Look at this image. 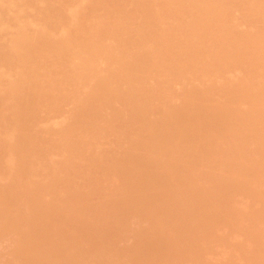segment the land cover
Returning a JSON list of instances; mask_svg holds the SVG:
<instances>
[{"label":"bare ground","instance_id":"bare-ground-1","mask_svg":"<svg viewBox=\"0 0 264 264\" xmlns=\"http://www.w3.org/2000/svg\"><path fill=\"white\" fill-rule=\"evenodd\" d=\"M64 1H66L64 2L66 5L63 3L66 7L69 6V4H72V2L68 3L70 2V0L69 1L64 0ZM73 1H76V2H73L74 5L73 4L70 5L71 6L70 8H66L63 5L67 9L66 11L65 8L61 7L62 5L61 3L63 2L62 0H0V147L3 148L2 150L6 149V151L3 154L7 153V155L5 156L8 157V158H3L4 156L1 155L2 153H0V160H1L0 168L3 166L1 164L2 162L4 164V161H5L4 166L5 165L7 166L6 169H8L9 167H12L15 161L22 159V155H24L23 156L24 158L26 153L29 154L34 151L31 148V146H34L35 144H32V143H35L37 141L36 145L37 143L43 144V142L45 143L46 141L45 138L49 139V141L46 142V145H47L46 147H48L49 145H52L51 143L54 142L55 140V139L53 140V137L57 138L54 142L55 144H57V146H55L53 143V146L51 147L52 149L53 147L54 148L56 147L57 149H62V151L64 152V155L75 152V149L78 147V145L80 146L79 141L80 143L82 141L81 143L82 146L80 148L84 152L83 160L93 161V166H92L93 169L91 168L90 172L87 174L89 184L87 183L88 186L86 185V187H92V188H87L89 191L90 189L97 190L99 188H102V186L100 185L101 184L100 179L103 176L102 173L106 175L105 176L106 178L103 177L105 181L109 179V174H110L108 172L109 169L104 165L105 160L102 161L103 158L105 159L107 154L105 153L106 151L104 153L103 152L101 153L102 150L100 151L96 147V145H93V144H94V141L97 143L96 140L99 139V137H103L105 132H107L106 131L107 128H105L106 127L105 122H108V121L110 122V119H111V121L113 120L112 121L113 127L115 126L117 127V129L121 127L120 122L117 123L116 120H114V118L118 119L117 121H120L119 119H121L118 116L119 108H117L118 110H115V111L114 109H116L117 107L116 103H119L120 102L119 100L123 99L124 96L127 93H129L128 91H126L127 93L125 94V92L122 91V90L124 91L128 90L127 87L125 89L124 85L128 86L127 85L128 83L129 84L134 83L135 85L136 84L140 85L141 82H144V83L146 82L147 84H149L148 78L149 79L151 78L146 73L148 72L147 71L148 65H150L149 64L150 62L147 63V61H149L150 59L149 60L146 59L147 61L144 60L145 62L143 63L145 64H142L140 65V67H138L139 66L138 64L141 61L135 63L136 62L135 60H137L135 59L136 54L130 51V49L134 47L135 42H137V41L134 42L136 38L135 35L139 34L140 32H143L144 30L150 31L151 36H149V39L147 40L146 43L145 42L143 43L145 46L149 45V48L153 50V52L151 50L153 55H151L152 57L150 58L152 59L154 57L155 60H158V63H159L158 69H156V72L158 71L159 72L156 74V72L154 71L155 73H153V75H155L159 79L157 80V78H155V76L153 75H152L153 79H151V80L155 79L154 80L155 83L156 82L159 83L158 84L159 91H162L164 87L165 88L167 87L166 79L167 80L171 79V77L174 78L175 75L176 77L180 76L179 77L180 80L181 79L185 80L188 74L187 73L188 68L193 69V71L196 72L197 76H199L200 78L198 80L199 82L201 78L205 79L206 78L205 75H208L211 72L214 73L219 70H222L221 74H223L225 73L224 72L225 70H227V72L229 70L233 71L234 68H231V67H233L234 65H232L233 63L231 59L236 58V56L239 57L241 61L240 67L242 68L241 69L242 71H239L238 74H240V72H243L242 73L243 75H239V77L242 76L240 77V80L238 79L239 77L236 76L237 77L235 78L236 82H233L234 85L232 86H235L234 88L235 93H233L232 98H230L227 102L226 101L224 102L218 99L211 100V101L210 99H208L207 102L210 101L211 103H213L212 105L214 107L212 106V108L214 109L221 108V109H225V111L228 110L229 108L232 109L233 108L232 106L237 104L235 105L234 110L241 115L243 124L245 126L251 127L249 128L248 133H251L252 136H254L253 138L254 140H262V142L259 144V146L257 147L254 153H251L249 149H245V147L243 149L240 143L241 133L237 132L236 128H233L235 127V124L230 121L231 119L229 120L227 117H225L222 119L220 123V130H219L220 133L218 135L217 140H218V143L222 139H228L230 140V142L226 147L222 144H217V148H216V151L219 154H228V156H226L225 167H227L226 169L227 171L225 173L220 175L218 171L216 172L211 171V170L209 171L208 170L209 167L208 168L206 167L208 171L206 170L205 167L203 166L201 167L199 163L202 164V161H203L202 157L196 159L195 163L197 164L196 166H194V168H192L193 166H191L190 170L189 169L185 171L180 170L181 172L175 167H172L171 164H168L169 166H166V168L163 167V170H165L168 176L167 178L168 185L164 186V184L167 183V182L165 183L166 181L165 180L164 183L162 184V186H164L163 187L164 189L162 190L160 189L162 187L161 185L157 186V184L152 183L153 181L150 180V176H151L150 170L141 169L139 173L137 174L136 178L127 180L125 183H123L118 197L110 196L109 197L110 200L109 199L107 200L108 206L110 204V207H114V206L116 207L117 205L119 206L122 204L125 207L124 208L122 206V211L124 209L125 210L124 212L120 211L122 214L120 212H119L120 214H118L117 213L118 210H116L114 207L110 209V211L114 209L112 213L109 212L111 215L109 213L108 215L110 216L107 215L108 218L111 217V228L110 229L117 231V234L116 235L113 234L112 238L107 239L109 241L107 242L108 245L106 244L107 245L106 248L107 249L110 248V251L106 253L104 252V254H106L104 256H103V253L99 249L96 248L98 247L95 244L96 240H93V242L89 245V247L87 246L89 249L87 252H85L87 247H83V245H87V244L80 241L82 237H79V239L76 240V238L72 236L74 238L73 239L74 241H73L72 238L71 237L69 238V235L66 233L65 226L66 227L69 226V225H66L67 223H70V225L73 226L71 228H68L67 231L70 229L71 230L76 229V230L81 231L82 233H89L93 229V222L98 221V220H95L96 219L95 216L91 213V209H94L91 202L93 203V205H95V201H94V198H92V195H91L92 193L90 194L91 191L89 192L88 190H83V192L86 193L85 195L83 192H80L79 195H77L78 197L74 196L73 199L67 196L66 194L67 188L65 187V185L67 184L65 183L73 179L71 178L72 174L70 175L71 173L70 167H68L64 163H57L56 160L54 161L53 159L54 156L53 154L50 153L51 148L49 147V150H47L45 147V144L44 145L41 144L42 148L45 147L44 150L45 149L46 150L45 151L40 150V153H41L40 155L37 151V155L41 157L40 159L41 161L44 162L45 166L44 168H41L43 172H41L40 171L41 169H40L39 170L40 172L36 170L38 171L36 173L39 174L37 175L38 177H40V173H42L43 175L41 176H44V177L42 179L40 177L39 180L37 181L36 178L38 179V177L34 179V177L36 176L35 171L34 172L27 171L24 173L25 175L23 174L24 181L29 183L30 186L27 187L26 190L24 189V191L26 192L25 195H23V193H25L23 191L21 193L18 192V194L20 193L19 195H17L16 193L15 194L17 196L16 198L14 195L13 197L14 199L10 203L11 204H13L14 202L15 203L11 208L7 207L9 209L7 217L0 224V242L2 241L1 243H3V239L5 241L6 240L8 241L7 238H9V240L13 243V249L9 253L12 259V261H10L11 262L10 264H32L34 259L36 261L37 255L41 253L26 252V251H29V249L26 248L28 250L25 251V248H24V244L26 246L29 240L28 238H31V237H33V239H37V238H40V240L44 239V240H41V242L44 241L43 243L47 244L46 247L47 249H49L48 252L45 253L43 251L45 255L43 253L41 254V256L39 255V257H42V255H44L43 259H40V262H39V263L42 262L43 264H49V262L50 264L51 263L53 264H89V260L91 258L93 260L96 259L94 261H98L99 264H113V261L117 257L126 259V261L130 262V264H146L145 262L142 261V258L145 255L151 254V253L150 254L148 253L154 249L153 248L151 250L153 246L157 248V250L154 249L155 251H158L159 249L166 250L167 248H169L168 243L170 242V240L172 241L171 236H170L171 233L176 229L180 231L181 228H183L182 226L180 228L176 223H173L170 220L166 221L163 218L162 213L157 215V213H160V212H157L155 210V208L157 207L156 204L163 201L162 199L169 198L170 199L169 202L171 201V205L168 202H166V204L167 203L169 204V205L167 204L168 207L173 206L172 208L169 207V209L166 212L173 209L174 205L176 207L183 205L184 203H189L191 205V211L189 212L191 213L189 221L183 225L184 228L182 229L183 231H181V234L184 232V236L182 235L183 237L181 239L182 240L181 242L182 243L185 242V244H187V242L189 243V241L191 240V237H190V240H186L187 239L186 236L188 237L187 231L189 228L188 227L189 224H192L193 222H196V221L198 223L199 221L200 222L204 221L202 220L203 218L201 214L202 209L200 211V208H199V206L202 203H204V205L206 204V206L208 207H205V206L204 207L208 209L210 208L215 209L219 206L218 207L219 210L221 207V211H222L225 208L226 211L225 212L222 211L224 215L227 213V210H229V208L230 210L232 209L238 212L237 209H235L233 205L232 207L231 205H229L230 207L227 208L228 205L227 204L224 205L222 202L215 199L216 197L214 195H213L214 198L212 199L211 196L213 193H211L212 190H210V184L207 183L205 180V178L209 177L210 174L213 176H216V179L218 178L221 179V176H222L226 180L229 179L228 176L230 175L231 172L239 173L242 179H246V178L252 179L254 177L253 178L254 180L256 178L254 180L256 181L255 182L256 187L250 190L248 189V191L250 192H247V193L252 195L253 197V207L256 206L254 208H257L258 206L259 208L260 206L262 209V206L264 207L263 205L264 186L262 185L264 184V180H263V176H264V132H261L259 125L261 123H264V105H263L264 104V92H263L264 90L259 91L256 88L257 85L255 84L256 83L258 84L257 80H260L261 82L264 79V26L262 25L264 21V13H263L264 11L261 12L262 11L261 7L263 6L261 4H264L263 0H251L252 10L248 8L249 7L248 5L246 6L251 11L250 16L249 14H247V16L249 17L243 14L244 12L246 13L247 11V8L243 6V4L245 2L247 3V1L243 2L244 0L243 1L239 0L240 1L239 7H238L239 3L238 2L235 3L236 0L234 1L232 0L231 2L233 3L232 5H234L233 7L236 9H239L240 7H242V10L239 9L241 11H243V9H246V11L244 10L243 13L240 12L241 14L244 15V17L243 15L241 16L240 13L236 14L242 17L241 20H243V21L239 20L238 23L244 22V21L247 22L246 19L249 21L251 20L252 21L251 23H253L252 19L255 18L254 15L255 16L259 14L261 15V13H263L262 17L259 15L261 17L260 19L262 23L261 21H259V19H257V17L256 19L258 21L255 20L259 22L263 27L259 23H257L259 24L258 28H256V26H253L255 27L253 28L254 30L251 28L254 31V33H256L255 30L258 31L259 29L260 31H258L259 33L257 32V34H253V33L250 34L249 32L251 29L246 30L245 29L246 26L245 28L243 26L242 31L243 33H245L246 31L247 34L246 33L240 34L242 32V31L240 32V29L242 27L239 30L235 29L234 27L237 25V23H235L236 25L232 23L231 24L227 23V26L225 25L226 21L228 20L232 22H235L237 20L233 18L235 14L233 16L231 14L232 11L231 13L230 12L228 13L229 15L231 14V17L227 13L226 14L223 13V12H226V9H227L226 7L225 11L223 10L225 8L223 1L225 0H221L220 2L216 0L215 2H212V3H209V2L213 0H209L208 3L206 2V0H187L185 1L186 3L183 0H179L182 2H179L178 0L176 1L175 0H73ZM40 2L43 3L42 5H44V2L47 3L45 4L47 5V7L43 6L44 7L43 9ZM241 3H243L242 6H241ZM58 5L61 8H63L65 11L59 8ZM128 5H131L132 8L130 6L128 7ZM27 7L29 8L31 7L30 9H33V8L37 9L38 13L37 14L35 13L36 16H34V14L33 16L32 14L30 15L32 17H28L29 15H25V11L29 9L28 8L27 10H25ZM101 10L104 11L106 14H104V12L101 13ZM227 11H230L229 7ZM33 12H36V11H33ZM154 12L156 15L154 14ZM185 12L189 14L185 15L184 17L183 16L181 17V15L186 14ZM97 14H100V15H97ZM186 16L187 18H185ZM96 17L101 18V20H99V22L97 23L94 21L95 20L94 18ZM180 17H181V20H183V18L185 20L181 22ZM173 18L174 19L179 18L181 24H179L180 22L177 23L178 21L174 23L172 22L173 25L175 23L179 25L172 27L173 25L171 23V27H172L171 29H169L170 28L169 24H168L169 26L167 25L169 28L166 25H165L166 26L165 28L163 24L169 23L172 20L175 21L176 19L174 20ZM243 18H245V20ZM46 19L47 20L51 19V24L53 25H49L50 20L47 21ZM170 19L172 20L169 21ZM44 20L49 23L47 24L48 26L44 23ZM89 21H92L95 24L90 22L91 24L90 25ZM144 21L145 22L147 21L146 24L143 23ZM251 23H249L250 26H251ZM241 24L243 25V23ZM254 24L255 23H253L252 25ZM224 25L227 28L230 27L229 25L231 26L234 25L233 26L234 29L232 28V30H235L234 32L231 30V27L229 28L232 31L231 33H236L237 30L240 33L237 32V34L232 35L231 33H228L229 29L224 27ZM146 26H148L149 29ZM216 26L219 27L218 33L215 32V28H217ZM260 26H261V29L259 28ZM247 28H249V26ZM66 29H72L73 33L64 34L63 38L60 37L61 39L58 40L59 38L58 34ZM111 41L114 43V45L110 44ZM115 42L117 44H115ZM137 46H140L141 48L136 53H139V54L141 53L142 55H145V53H148L150 55V51H148L149 50L148 46L146 47L147 50L146 49L144 50L145 46L144 48L141 45H137ZM201 54L204 55L201 58L202 60L199 59V56H202ZM147 56L148 55L146 54V57ZM195 56H197L196 59L199 61L197 62V60L194 59V61L196 62L195 63L193 61L192 62L193 64H196V65L192 67L193 65L192 64L190 68L189 62H191L190 60H193ZM41 60H45L46 64L45 63L43 64L47 65L46 68L47 67L49 68L47 69L49 71L45 70L48 73L47 80H46L48 85H46L47 83L44 82L45 80L43 81V79H41L43 78L41 77V75L44 74V73H41V71L43 72V70L45 69L44 65L42 64L43 61L41 62ZM38 63H40L39 65H41V67L44 68L43 70H41V67H39ZM177 64L181 66L180 67L181 69H180V72L177 71L175 73L174 69ZM117 65L119 66V70H117L116 73L114 72V70L111 71V68ZM235 67L238 69L239 65L238 66L235 65ZM65 69H70L72 71H75L76 73L74 72V74L72 75V78L70 76L72 80L70 78L69 80H67L68 82L71 80L70 84H72V87L70 88V91L68 90V92L63 93L61 89L64 87V85H66L65 82H63V80L66 81L65 78L63 77L67 75L68 71L70 72V70H67V72L65 73L66 75H64L63 73L66 71ZM13 70L17 72V75L15 74V77L18 76V78L15 79L16 81L14 80L15 77L12 78L13 80L9 78L10 75L14 73ZM39 70H41L40 73H39ZM38 74L39 75L41 74V75L39 76ZM55 75L58 76V77L56 76V78L58 79L60 78L59 76H61L62 79H60L59 81L61 85L58 82V79L56 81ZM146 75L148 76L146 77ZM11 77H13V75ZM23 79L24 80L27 79L25 80L26 82L24 81L25 83H27L29 79L30 81L28 82L29 85L28 83L27 85H24L25 83L23 82ZM17 80H20V81L22 80V82L24 83L23 84L24 87L29 86V89L23 88L22 84L19 83L20 81L17 82ZM151 80L150 82L152 83ZM62 82L64 83V85ZM197 82L196 84L193 83L192 86L190 85V87L186 85L184 92L186 91L187 94L194 95V94L202 92V90L205 89V86L208 88L207 86L208 83L207 84L203 83V85L206 84L203 86L201 85L202 80L200 82L201 84ZM90 83L92 84L95 83L97 85L98 91H97V88L95 87L96 88L95 92H97L95 96H93L94 93H92V95L89 94L90 97H88L89 95L87 94L86 95L82 94V96L83 97L85 96L86 98L79 96L77 92L80 91L79 94L81 95L80 89H82V87L84 88ZM148 86L150 87V84ZM195 86L196 87L199 86V87L196 88ZM202 86L204 88H202ZM186 87L190 89H186ZM192 87H195V88H192ZM200 87L202 88V90ZM57 88L63 94H61V92H60V95L55 94L59 91ZM25 89L29 90L27 91L30 93V94L29 93L27 94L29 95V97L32 95L38 96L39 94L41 95L40 97H42V95H44L45 97L46 91L49 89L48 91L50 92L47 91V95L49 93L50 94L48 95V97L46 96L47 100L46 99L45 100L48 101L47 103L48 104L50 103L51 104L50 106L54 109L55 107L53 106H55L56 104V108H57L58 106L57 103L60 104L59 101H63L61 100V98L63 97L62 99H64V96L65 98L69 96L70 100H71V97H73L72 102L77 100V102H74V104L79 103L80 105L81 103L83 106L84 104H87V103L83 104V102L90 101L89 102L90 104L91 101L95 102L94 99L95 98L98 99L99 97V100H97V102H100V103L98 105L96 103V105L99 106L100 112H102V110L105 107L108 108L109 111H112V108L114 107L113 111L114 112L118 111V113H114V112L109 113V111H107L108 113H105L104 111L105 109H104L103 110L104 112L101 113L102 114L101 118L103 122V124L101 123L102 126H100V124L95 125L92 123H86V125L85 124L82 125L81 128H79L80 126L77 124L76 125L79 127H77L76 125L74 126L71 125L70 120L71 122H73L72 119L74 116L71 114L72 119H69V121L67 122L63 121L66 123H70L68 127L71 125V128L69 129L66 127L67 129H69L68 131L66 130L62 131L60 130L61 128L59 129L60 131H58V129L53 127L52 125L51 129L55 128V130L53 129L54 131H52L50 129L49 131H51V134L53 135H51L48 132L47 133L49 136L51 135V140L53 141L50 140V137L49 138L45 137L44 138L45 140H42L41 138V141L43 142H39L38 139L40 138L37 137V133L34 132L35 129L31 127L33 121H31L32 120L31 116L29 117L30 115L28 114L29 111H27L25 107L26 110L22 112L24 110V109L22 110L21 108L23 105L19 107V104H20L19 102L23 104L21 97L25 98V96H27L25 92H24L25 94L24 96L23 94H21L23 91H25ZM137 89L138 90H135L134 92L136 95H139L140 93L139 88ZM53 90H55V93H53ZM149 91L150 90H147V95ZM258 91L259 93H256ZM261 93H263V95ZM163 95L165 94L160 93V97H159V92L156 95V92L153 89L150 91L148 96L150 98L149 101H153L154 97H156L160 101H163L164 103L166 102L165 107L162 108L163 110L161 111L167 112L169 110L168 106L173 105L172 103L173 100L171 101V99L172 98L174 99V97H172L173 96L172 94H171L172 96H169V94H166V96H169V97H166ZM76 96L77 97L79 96L80 98L82 97L86 101H84L83 99L82 100L79 99L80 101H78ZM27 97H26V100H27ZM44 97H42L43 100H44ZM74 98H76V100ZM90 98H92L93 100L92 99L90 100ZM19 99L20 101H18ZM204 99L205 98H203L202 101L198 102L197 107H193L194 112H196L195 116L197 118H199L198 117L200 116L199 114L202 113L201 110H203V108L206 107L207 105ZM24 100L25 99H23V102L25 104L26 100L25 101ZM69 103L71 104V102ZM103 104L105 105V107H102ZM255 104L259 106V109L256 113L253 114L252 112L247 111L248 108H250L251 106ZM79 105L75 107H78ZM243 105L244 106L246 105L245 107L247 108V110L244 108ZM248 105H251V106L247 107ZM80 107H78L77 111H79ZM118 107H119V104H118ZM187 107L188 106H186V108ZM82 108L83 109H81V112L84 110V107ZM172 108L173 107H171L170 109ZM86 109L87 108L85 107V110ZM77 111L76 113L75 111L72 113L77 114ZM140 111H141L140 115L143 114V116L145 117L146 116L145 111L143 110H140ZM184 111H185V107H182L178 109L177 112L180 116H182L184 114ZM23 113L26 118L28 116V118L25 120H24L25 117ZM25 113H27V116ZM140 117L142 118V116ZM146 118L147 119L145 118L142 119L144 121V122L142 121L143 130L146 132L147 135H149L148 138L149 140L151 139L153 146L156 148H159L161 146L160 139L162 137L160 138L159 136L160 134H158L159 131H158L157 126H160V125H158L159 123L156 121H155L156 122V125H155L153 118H150L149 116L148 117L146 116ZM28 119L31 122V125L29 124L31 128L28 127L29 125L26 126L25 122L28 121L29 123ZM192 120L197 121V119H192ZM115 122H116V125H114ZM64 125L66 126L67 124H64ZM23 129L26 132L29 129H33V131L31 130V132L28 131L31 133V135H29L30 133L28 134L27 132L28 136H31V137L28 138L27 134H25L23 137L22 133H26ZM114 129L117 130L116 128ZM20 134L22 135L23 140L21 139ZM32 134H34L33 136H35L37 140L34 141V137L32 138ZM135 134L136 133H134L133 136H130L131 135L130 134L127 137L128 140H130L129 142H127L128 140L125 138L126 140L125 145L130 144V143L135 144L138 141L133 138ZM16 136H18V139H20L19 141H17ZM131 137H132V140H131ZM27 138L28 139L32 138V140L30 139L31 140L30 141ZM122 138H124V136ZM15 140L17 141L16 143H14ZM76 140H79V141L75 143ZM20 141L22 142L24 141V144L21 142L22 147L18 148L17 145H21ZM27 141H30L28 142L29 144L26 143L27 145H29L28 147L25 144V142ZM122 141L123 140L121 139L117 143L119 144L120 142L124 145L123 143L124 141L123 142ZM57 142H59L60 144ZM76 144H77V147H76ZM122 144H119V145L123 146ZM60 145L61 147L59 148ZM73 146L75 147V149ZM127 146H123L122 148L123 151L125 150L124 147L126 148ZM24 147L26 148L25 154L22 153L24 152ZM16 148L23 149V151L18 150L17 151L18 153H17ZM130 148L128 151L126 148L127 155L125 154L126 153L125 151L123 152V154L127 157H128V152L130 151L129 154L131 153ZM15 153L16 154L20 153L19 156L22 153V155L19 158V156H16ZM32 154H35V153L33 152ZM234 156L242 160V163H243L242 166H238L232 161L231 157H234ZM129 158H126V159H129ZM199 167H201V169H198ZM6 169L2 167L0 171L4 173ZM75 176H77V174H75ZM75 176L73 174V177ZM98 177H100L99 180H98ZM32 178L35 181H33ZM76 178L77 177H75V179ZM40 180L41 181L43 180V183H41ZM85 180H86L85 182H87V179ZM90 182L93 183L92 186L90 185L91 184ZM135 182H137V184L138 183L141 184L142 182V186L146 191L145 193L150 195V196L149 195L147 196L146 194V196L150 198L148 199L145 196L147 199L144 204H143L144 198L142 199V202L140 201L142 205L138 203V205H141L142 207H139L136 204L138 209H136V206L134 207V204H133L134 202L132 203V201L129 202V199L127 200V193L129 190L135 187L134 185L131 187L132 183L134 184ZM200 182H202L201 185L199 184ZM94 184L96 186H93ZM228 184L229 183L227 182L225 186L226 188L227 187L229 188L226 189L222 194H226V196L228 197H232L238 194L239 188L237 189L233 188L234 187L233 185L230 186L231 183L229 185ZM257 184H259L261 187L260 188L257 187ZM73 185H72L73 188H75L76 186L78 187L77 183L76 185L74 186ZM127 185H129V187ZM39 188L42 189L43 192L45 190L47 193L52 194L54 198L60 201L59 209L58 208L55 209V207H53L54 209H52L53 205L51 207H48L52 209V211L50 209L51 215H52V212H54L53 213L54 216L52 217L55 218V220L53 221L54 223L52 222L53 225L52 226L50 225L49 229L48 227L43 228V226H41L40 223L38 222L39 217L38 218L36 217L37 216L36 214H38L36 212L38 211L39 203L35 199L40 198L46 194L45 192L40 193L42 191ZM123 188H126V189H123ZM33 189L35 190V192ZM31 191H33V193ZM86 191L89 193H87ZM240 191H242V189L239 190V194L240 193L243 194L242 193L243 191L242 192ZM35 193H36L35 195L36 197L34 196ZM38 193H40L39 194L40 197L37 196ZM87 194H89V196ZM89 198H90V201H89ZM172 198L174 199V201L171 200ZM136 202L138 201L136 200ZM221 204H223L224 207L223 205L220 206ZM0 205L2 206V201L0 202ZM7 205L8 204L6 203V206ZM79 205L83 206L84 208L86 207L85 208L86 211L83 212L84 214L77 211L79 213L78 214L77 212L74 211L76 210V207ZM90 207H93V208H90ZM57 210L58 212H56ZM115 210H116V213H115ZM230 210L228 211L229 214H230ZM232 210L231 212H233ZM34 211L36 213L35 216L33 213ZM73 211L75 213H73ZM12 212H15L16 216L12 215ZM162 212L163 213L165 212V208H164V211L162 209ZM31 213L33 215H31ZM146 214L153 215V222H152V225L146 226L145 228L143 227L142 234L140 235L142 239L140 248H137L134 251H128V248H123L122 246H120V243L127 240L129 236L123 235V231L121 232V229L117 227L118 221L121 218H125L127 216H129V219L130 218L133 219L134 216L136 215L144 216ZM229 214H226V215H229ZM231 214L233 216L232 217L230 215L232 217L231 219L228 216H226V218L224 219H227V217L229 218L227 220L228 221L230 220L229 221L230 223L229 222L228 223L231 224L232 227H234L233 230H235V232H237L236 230H238L239 232L245 230L246 227L243 226L245 219L243 217H240V215L238 217V214L237 216L235 215L236 217H234V214L236 213H231ZM33 216L36 217L38 220L35 219L37 220L35 221ZM35 222H36V226H34ZM165 225H168V226L166 227L167 229H165L164 231ZM30 226H31V230H30ZM161 229L163 230L162 233H160ZM260 229L255 228V230H253L252 228H249L246 231L248 233L254 231L253 233H250V234L258 233L257 236H259V234L261 233ZM256 230L257 232H255ZM158 233L161 235H159L158 239H156L154 235L156 234L158 236ZM26 237H28L27 238L28 240L25 239ZM194 238L192 240H194ZM25 240H27V243H25ZM191 241H190V246H191ZM182 243H180V246H179L180 248L181 247L183 248V246L181 245ZM170 244H172V242ZM187 245L185 246L187 247ZM198 245L194 244V247L195 246L198 247ZM200 246L202 245H199V248H196V249L198 250L202 248ZM202 249L204 250V246ZM155 251H152V254ZM194 251L195 253L197 252L195 249ZM199 251L201 252V250ZM202 252L205 253L204 251ZM203 253L200 254L201 258L203 259L199 258L200 261L202 260V264L204 260V257H202ZM31 254L32 256L35 255L36 258L31 257ZM204 255L205 254H203V256ZM30 257L31 259H33L32 261ZM194 258L195 257H193V259ZM197 259L198 257H196L194 261H196ZM200 261H196V262L198 263ZM33 264H36V262H34Z\"/></svg>","mask_w":264,"mask_h":264},{"label":"rangeland","instance_id":"rangeland-1","mask_svg":"<svg viewBox=\"0 0 264 264\" xmlns=\"http://www.w3.org/2000/svg\"><path fill=\"white\" fill-rule=\"evenodd\" d=\"M62 1L63 2L61 3L62 4L61 7L65 8L66 4L64 2H66V1H64V0H62ZM183 1L185 2L187 0H183ZM208 1L209 0H206L207 3H208ZM215 1L216 0H213V1L209 2V3H212V2H215ZM218 1L220 2L221 0H218ZM229 1L230 0L223 1L224 2V6H225V8L223 10L225 11V9L227 7L226 12H223V13H225V14L227 13L228 14L229 12L231 13V11H232L231 14L233 16L235 14V16L233 18H235L237 20L235 22H232V21H229V20L226 21V23H225L226 26H227V23L228 24L237 23V25L235 24L236 26H234V25H232V26L229 25V26L231 27V30H232V28L234 29V27H235V29H238V30L242 27L240 29V32L242 31L243 26H244V28L246 26V28H245L246 30H248V29L250 30L251 28L252 29L255 28L253 26H256V28H258L260 23L257 22L258 21L257 19H259V21H261L260 18L262 17V14L264 13L263 12L264 8H262V7H264V4H261V5H263L261 7V10H262L261 12H263V13H261V15L259 14L261 17L259 15H256V16L254 15L255 18L252 19V20H253V23H255V24L252 25L253 24V23H251L252 21L251 20L249 21L247 19H246L247 22L244 21V22L238 23L239 20L240 21H243V20H241L242 17H240L239 15H236V14H239L240 12L243 13V11L244 10L246 11V9H243V11H241L242 7L239 8L241 10L236 9V8L233 7L234 5H232L233 3H231L232 0L230 2ZM240 1L236 0L235 3H237V2L239 3ZM245 1H247L248 4ZM71 2L73 4V2H76V1H73V0L71 1L70 0V2H68V3H71ZM179 2H182V1H179ZM243 2H245L246 4L245 3L244 4L241 3V6L243 4V6H245V8H247L246 7L247 5L249 6L248 8H250V9L252 8L251 7V0H249V1L248 0H244ZM263 2H264V0H263ZM40 3H41V5L43 4L42 2H40ZM68 3H67V5H68ZM226 3H227V5H226ZM45 4H47V3L44 2V5H42L43 9H44V7H47V5H45ZM72 4H69V6H67L66 8H70L71 7L70 5H72ZM59 5H58V7L61 8ZM129 6L131 7V5H128V7ZM239 6H240V3L238 5V7ZM228 7H229L230 11H227ZM28 8L29 7H27L25 10H27ZM30 8L27 10L29 12L31 11L30 13L24 10L25 11V15H29L28 17H32L33 14H34V16H36V14L38 13L37 12L38 10L35 9V8H33V9H30ZM63 8H61V9L63 11H65ZM248 8H247L246 13L245 12L243 13L245 16H247V14H249V16L251 15V11ZM33 11H36V12H33ZM66 11H67V9H66ZM248 11H250V12H248ZM26 12H27V14H26ZM102 12H104V11L101 10V13ZM187 12H185L186 14L181 15V17L182 16L184 17L185 15L189 14ZM233 12H235V13H233ZM241 13H240V15L242 16L243 14H241ZM31 14H32V16H30ZM104 14H106V13L104 12ZM154 14H155V12H154ZM231 14L230 15L228 14V15L231 17ZM97 15H100V14H97ZM101 15H103V14H101ZM244 15H243V17H244ZM249 16H247V17H249ZM181 17H180V20H181ZM256 17H257V19H256ZM96 18H94L95 20L93 19L96 23L99 22V20H101V18H97V19ZM185 18H187V16ZM190 18H192V17H190ZM175 19H174L175 21L170 19L169 21H171V20L172 21L171 22L167 21L169 23H165V24H163V26H165V25L167 26L169 24L170 26L169 25L168 26L170 28L168 26L167 27L169 29H171L172 27L178 26L179 24H181V22L183 20H185L183 18V20H181V22H180L179 18L178 19L175 18ZM243 19L245 20V18H243ZM255 20H257V21H255ZM47 21H49L50 24ZM47 21L44 20V23L46 25L47 24L53 25V24H51V19H48ZM92 21H89V24H90V22L94 23ZM52 22H54V21H52ZM146 22L144 21L143 23L146 24ZM172 22L173 23L174 22H177V23L180 22V23L178 25L176 23H175L176 25L175 24L173 25ZM171 23L173 25L172 27H171ZM241 23H243V25ZM249 23H251L252 27L250 26ZM257 23H259V24H257ZM261 23H262V21H261ZM225 25H224V27H226ZM262 25L264 26V21H263ZM166 26H165V28H166ZM248 26H249V28H247ZM261 26L259 27L260 29H261ZM146 27L148 28V26H146ZM147 28H145V29H147ZM229 28H227V29H229ZM252 29L250 30V32L248 31L250 34H252V33L253 34H257V32L260 31L258 29V31L255 30L256 33H254V31H253L254 29L253 30ZM229 30H228V33H231L232 31L233 32L235 31V30H232V31L230 30V32H229ZM238 30H237V32L240 33ZM218 31H219V27L215 28V32L218 33ZM237 32L236 33H231V34L232 35L233 34H237ZM72 33H73L72 29H66V30L60 32L58 34L59 38L58 37L57 38L59 40V39H61L60 37L63 38L64 34H72ZM245 33H246V31H245ZM245 33H243V31H242L240 34H245ZM135 36H136V38L134 37L135 38L134 42L135 41H137V42H135L134 47L132 49H130L131 52H133L134 54L137 55V56L135 55V57H136L135 59H137V60H135L136 61L135 63L141 61L138 64L139 66L137 65L138 67H140V65L145 64V63H143V62H145L144 60H146V59L149 60L150 59L151 61L150 60L149 61L146 60L147 63L150 62L149 63L150 65H148V69H147L148 72L146 74H148L149 77L151 79H153L152 77L155 76V75H153V73L156 72V69H158V64H159L158 60H155L154 57L152 59L150 58V57H152L151 55H153L152 54L153 50L151 48H149V45H147L148 48H149L148 51H150V55L148 53H145V55H142L141 53L140 54L136 53L141 48L140 46H137V45L143 46L144 45L143 42H145V43L147 42V40L149 39V36H151V32L147 31V30L146 31L144 30L143 32H140L139 34H137ZM112 43L113 42L111 41L110 44L114 45V43L113 44ZM137 43H139V44H137ZM142 43H143V45H142ZM115 44H117V43L115 42ZM144 46H143V48H144ZM147 46H145L144 50L146 49ZM151 50H152V52H151ZM148 51H146V52H148ZM146 54L148 55L147 57H146ZM203 56L204 55L199 56V59H201ZM121 57H123V56H121ZM196 58H197V56H195L193 58V60H190V61L191 62L193 61L195 63L196 61H194V59L197 60ZM198 61L199 60H197V62ZM231 61L233 63L232 65H234L233 67H231V68H234L233 71L229 70L230 72L229 71L227 72V70H225L224 71L225 73H223V74H221L222 70H219V71L214 72V73L211 72L208 75H205L207 79L206 78L205 79L201 78L202 84L200 83L201 80H200V82L198 81L200 78H199V76H197L196 72H194L193 69H189L188 68L187 69V73H188L187 76L188 77L186 76L185 80H182V79L180 80L179 79L180 76H177L178 77L177 78L176 75H175L176 78L175 77L174 78L171 77V79H168V80L166 79L167 87L166 88L164 87V89H162V91H159V85H158L159 83H157V82L155 83V81H154L155 79L151 80V79L148 78L149 82L148 81L147 82L150 84V87L148 86L149 84H147L146 82L145 83L141 82L140 85H137V84L135 85L134 83H130V84L128 83L127 84L128 86L124 85L125 89L127 87L128 90H125V91L122 90V91L125 92V94L127 93L126 91H128L129 93H127L124 96L123 99L119 100L120 101L119 103H116V106H117L116 109H114V107H113L112 111H109V109L106 108L105 105L103 104L104 106L102 105V107H105L104 108L105 110L103 109L105 111V113H108L107 111H109V113L114 112L115 110H118L117 108H119V113H118V111H116L114 113H118V116L121 119H119L120 121H117L118 119L114 118V120H116L117 123L120 122L121 127L118 128V129L121 130V131H119L117 129V127H115V126L113 127V122H112L113 120L111 121V119H110V122L109 121L105 122V126H106L105 128H107L106 129L107 132H105L103 137H99V139L96 138L97 139L96 140L97 143L94 141L93 145H96V147L100 151L102 150L101 153L102 152L104 153L106 151L105 153L107 155L105 154L106 157H105V159L103 158L102 161L105 160L104 161V165L109 169L108 172L110 174H109V179H107V181H105L103 179V177H105L106 175H104L102 173L103 176L101 175L102 177L100 179L101 180V184L100 185L102 186V188H99L97 190H91L90 189L91 192L87 188H92V187H86V185H87V183L89 184V180H88L87 174L90 172V170H91V168L93 166V161L83 160L84 152L80 148L82 146L81 145L82 141L80 143L79 140H76L75 143H77V141H79L80 146L78 145V147H77V144H76L77 148L75 149V147H74L75 145H74L73 147L75 149V152H72L71 154L64 155V152L62 151V149H57L56 147L55 148L53 147V149H52V147H51V146H53V143L55 142V140L57 138L53 137V140L54 139L55 140H54V142L51 143L52 145L48 144L49 146L46 147L47 146L46 142H48L49 139H47L45 137H48V138L50 137V140H51V135H53V134H51V131H49V130L51 129L52 125H53V127L57 128L58 131H60V130L68 131L71 128V125L74 126L76 124L80 126L79 127V126L76 125L79 128H81V126L84 125V124L86 125V123H92V124H95V125H99L100 124V126H102L101 123L103 124V122H102V118H101V116H102L101 113L104 112V111L102 110V112H100V108H99V106H97L100 103V102H97V100H99V97L96 96V97H98V99L97 98L94 99V97H93L95 102L91 101V103L89 104L90 101L87 102L86 100L83 99L85 96L84 97L82 96V94L83 95H86V94L87 95H89V94L92 95V93H94L93 96H95V94L97 93V92H95V89L97 88V85L95 83H93V84L90 83L87 86H85L84 88L82 87V89H80L81 90V95L79 94L80 91L78 90L79 91V92H77L78 95L82 96L83 98L82 97L80 98L79 96H78L79 98L77 96H76V98L78 99V101H80L82 99L84 101H86V102H83V104L87 103V104H84V106L81 103H80L81 107H80L79 103L78 104L75 103L76 104L75 105L74 102H77L76 98H74L76 101L72 102L73 97H71V100H70L69 96L68 97L66 96L68 98V100H67V98H65V96H64V99H65L64 100V99H62L63 97L61 95V97H62L61 100H63V101H59L60 104L57 103L58 104L57 108H56V104H55V106H53V107H55V109H56L55 110L54 108H52L50 106L51 104L50 103L48 104L47 103L48 101H46L48 95L50 94L49 93L47 95V91L49 89L46 91L45 97H44V95H42V97H44V100L46 99L45 101L43 100L42 97H40L41 96L40 94L38 96L31 94L32 96L29 97V95H27L29 93V92H27V91H29L28 90L29 86L28 87H24V85H27V83L30 82L29 79H28L27 83H25L26 82L25 80H27V79H25V80L23 79V82L25 81L24 82L25 84L22 82V80L21 81L17 80V82L20 81L19 83L22 84L23 88H28L27 90L25 89V91H23V92L21 91L22 93L20 92L21 94H23V96L26 94L28 97L27 96H25V98L21 97V100H22L23 104H21V102H19L21 104V105L19 104V107H21L22 105L24 106L26 104L24 107L23 106L21 107L22 110L24 109L23 111L22 110L21 111L24 112L27 109V111H29L28 114H30L29 117L31 116V118H32L31 121H33L32 125H31V122L29 120L31 118H29L28 119L29 123H28V121L25 122L26 126H28L30 124L31 127L33 129H35L34 132L37 133V137L40 138V139H38L39 142H43V141H41V138H42V140L46 139V141H45V143L43 142V144L42 143H39V144L37 143V145H36L37 141L35 143H32V144H35L34 146H31V148L34 150L33 152L35 154H32L33 153L32 152V153H29V154L26 153V154H28V155H26L25 154V152H26L25 149L26 148L24 147V152H22V153L25 154V157L23 158L24 155H22V153H21L22 159H19V160L15 161L13 166L9 167L8 169H6V167H7L6 165L4 166L5 161H4V164L2 162L1 165H3L2 167H4L6 169V171H4V173L0 171V202L2 201V206L0 205V224L7 217V214H8V211H9L8 208L9 207L11 208L14 205V203H15L14 201H13L14 202L13 204L10 203L14 199L13 198L14 195L16 193H17V195H19L22 191L25 192L24 189L26 190V188L30 186L29 183L24 181L23 174L25 172H27V171H29V172L30 171H32V172L35 171V173H36L41 168H44V166H45L44 162L41 161V159H40L41 157L39 156L41 154L40 150H43V151H45L46 149L49 150V147L51 148L50 149V151H51L50 153L53 154V156H54L53 157L54 161L56 160L57 163H64L68 167H70V171H71L70 175L72 174L71 178H73V179H71V180L68 179L70 181L69 182L67 181V183H65V184H67V185H65V187L67 188V192H66L67 196L73 199L74 196L79 195V193L83 192V190H88L90 192V194L92 193L91 194L92 198H94V201H95V205H93V203L91 202L92 206L94 207V209H91V213L95 216V218H96L95 220H98V221L97 222H93V229L91 230L92 232L90 231L89 233H82L81 231L76 230V229L75 230L74 229L73 230L70 229V230L67 231L68 228L73 227L72 225H70V223H67L66 225H69L70 227L69 226H67V227L65 226L66 233L69 235V238L70 237L72 238V240L74 239L73 237H75L76 240L79 239V237H82V239L80 241H82L83 243L87 244V245H83V247H87V246L89 247V245L93 242V240H96L95 244L98 246L96 248L99 249L103 253V256L106 255V254H104V252L106 253V252L110 251V248H108V249L106 248L107 245H108L107 242L109 241L107 239L112 238L113 234L114 235L117 234V231L110 229L111 228V217L108 218V216L111 215L109 212L112 213V211L114 210L113 209L112 211H110V209L114 208L115 206L114 207H110V204L108 206L107 205V200L109 199L110 196L111 197H113V196L114 197L115 196L118 197V195L120 193V189L122 188L123 183H125L127 180L136 178L137 174L139 173V171L141 169L150 170V172H151L150 173V175H151L150 176V180L153 181L152 183L157 184V186L158 185L162 186V184L164 183L165 180H166L165 183L166 182L167 183L164 184V186L168 185V180H167L168 176H167L165 170H163V167L166 168V166H169L168 164H171L172 167H175L179 171L180 170L181 171H185V170H188V169L190 170L191 166H193L192 168H194V166H196L197 163H195V161H196V159H198L200 157H202V159H203L202 164L199 163V165L201 167L202 166L205 167V168L209 167L208 168L209 171L210 170L214 171V172L218 171L220 175L225 173L227 171L226 170L227 167H225V164H226V156H228V154H219L216 151L217 144H222V145H224L226 147L229 144V142H230V140H228V139H222L218 143V140H217L218 139V135L220 133V131H219L220 130V123H221L222 119L225 118V117H227L229 120L231 119L230 121L235 124V127H233V128H236V131L241 133L240 143H241V146L243 147V149L245 147V149H249V151L251 153H254L256 151L257 147L259 146V144L262 142V140H254L253 139L254 136H252L251 133H248L249 128H251V127L250 126H245L243 124V122H242L241 115L234 110L235 105H237V104L232 106L233 107L232 109L229 108L228 110H226L227 111L226 112L225 109H221V108L220 109L219 108L218 109H214V108H212V106H213L212 104L213 103L210 102L211 100H215V99L227 102L230 98H232L233 93H235V90H234L235 86H232V85H234L233 82H236L235 78L239 77V75H243L242 74L243 72H240V74H238L239 71H242L241 70L242 68L240 67L241 61H240L239 57L236 56V58H232ZM41 62H42V64L43 63L46 64L45 60H41ZM191 62H189L190 63L189 64L190 68H191V65L193 64V62L192 63ZM40 63H38V65ZM195 65L196 64H193L192 67H194ZM235 65H237V66L239 65V68L237 69L235 67ZM46 66L47 65H44V68H45L44 69L43 67H41V65H39V67H41V70L44 69L43 72L41 70H39V73H40V71H41V73H44L43 75H41V74L40 75H41V77H43L41 79H43V81L45 80L44 81L45 83H47L46 80H47V75H48V73L46 71H49V70H47L49 68L48 67L46 68ZM180 67L181 66H179V64H177L175 66V69H174L175 73L177 71L180 72V69H181ZM228 69H230V68H228ZM65 70L66 71L64 73L62 72L64 75H66L65 73L67 72V70H70V69H65ZM113 70L116 73L117 70H119V66L117 65V66L112 67L111 71H113ZM13 71H14V73L12 74L13 77H11L12 75H10V77H9V78H11V80H13L12 78L15 77V74L17 75V72L15 70H13ZM44 71L46 72V74H45ZM74 72L75 71L70 70V72L69 71L67 72L66 76L63 75L64 77L63 76L62 77L65 78V80L67 81V80H69L70 76L72 78V75L74 74ZM158 72H156V74ZM231 72H232V74H231ZM148 75H146V77ZM56 76L57 75H55V78H56ZM59 77H60L59 79L56 78V81L58 79V82L60 81V79H62L61 76H59ZM240 77H242V76H240ZM240 77L238 78L239 80H240ZM17 78H18V76L15 77L14 80L17 79ZM155 78H157V77L155 76ZM233 78H234L235 81L233 80ZM158 79L159 78H157V80ZM71 80L69 82L67 81L68 84H67L66 81L63 80V82H65V84H66V85H64V83L62 82L64 87L61 89V91L63 93L64 92H68V90L70 91V88L72 87V84H70ZM150 80L152 81V83L150 82ZM196 82L201 84V85H203V83H206V84L208 83L207 84L208 88L205 86V89L202 90V88H204L203 86L206 85V84H204L202 86V88L200 87L202 92L194 94V95L187 94L186 91L184 92L186 85L188 87H190V85L192 86V84L193 83L196 84ZM257 82H258V84L257 83L255 84V85H257L256 88L259 91L260 90H264V79L261 82H260V80H257ZM28 85H29V83H28ZM46 85H48V83ZM60 85H61V83H60ZM235 85H236V83H235ZM258 85H259L260 88L258 87ZM147 87H148V89H147ZM188 87H186V89H190ZM195 87H192V88H195ZM197 87H199V86H197ZM137 88H139V91H140L139 95H136L135 92H134L135 90H138ZM122 89H123V87H122ZM153 89L156 92V95L159 92V97H160V93L165 94L163 96H166V94H169V96L173 95L172 97H174V99L171 97L172 98L171 101L173 100V102H172L173 105L168 106L169 110L167 112L161 111V110H163L162 108L165 107V103L166 102L164 103L163 101H160L156 97H154L153 101H149L150 98H149L148 95H149L150 91L153 90ZM22 90H24V89H22ZM147 90H150L148 95H147ZM61 91L59 90L58 92L56 91L57 93H55V90H53V93H55L57 95H60ZM97 91H98V88H97ZM259 91L256 92V93H259ZM24 92H25V94H24ZM48 92H50V91H48ZM62 92H61V94H63ZM21 94H20V96H21ZM198 94H200V95H198ZM261 94L263 95V93H261ZM90 95L88 97H90ZM169 96H166V97H169ZM26 97H27V100H26ZM203 98H205L204 100L206 101V104L208 106L206 105V107H204L203 110H201L202 113L199 114L200 115V116H198L200 118L199 119V118H197L195 116L196 112H194L193 107H197L198 102L202 101ZM23 99L26 100V101L24 100L25 104L23 102ZM91 99L92 98H90V100ZM208 99H210V101H208V102L211 103V104H209L207 102ZM18 101H20V99ZM171 101H170V103H171ZM69 102H71L72 105ZM96 103H97V105H96ZM88 104H89V106H88ZM118 104H119V107H118ZM77 105H79L78 107H80L79 111H77L78 107H75ZM251 105H248L247 107H249ZM186 106H188V107L186 108ZM245 106H244V108L247 110V108ZM257 106L258 105L255 104V105L251 106L250 108H248L247 111L252 112L254 114L259 109V106L258 107ZM25 107H26V109H25ZM82 107H84V110H85V107L87 109L85 111L83 110L81 112V109H83ZM171 107H173V108L170 109ZM182 107H185V111H184V114L182 116H180L177 111H178V109H180ZM260 107H261V105H260ZM113 109H114V111H113ZM73 110L75 111V113L77 111V114H73L72 113V112H74ZM140 110L145 111L146 114L144 112L143 113L147 117L149 116L150 118L154 119V122L156 121V122L159 123L158 125H160V126H157L159 132L158 131L157 132H158V134H160L159 135L160 138L162 137L160 139L161 140V142H160L161 146L159 148H156V147L153 146L151 139L149 140V138H148L149 135H147L146 132L143 130L142 124H143L144 121L142 119H144V118L147 119V118H146V116L144 117L143 114L140 115V113H141ZM25 114L27 116V113H25ZM71 114L74 115L73 119H72V115ZM23 115H24V113H23ZM258 115H257V117H258ZM140 116H142V118ZM24 117H25V115H24ZM27 118H28V116H27ZM27 118L25 117L24 120L27 119ZM33 118H34V120H33ZM69 119H72L73 122H71V120H70L71 125L68 127V125L70 123H66V122L69 121ZM192 119H197V121L196 120L193 121ZM63 121H66V122H63ZM116 122L114 123V125H116ZM156 122H155V125H156ZM64 124H67V125L65 126ZM30 125L28 127H30ZM26 126H25V128H26ZM66 127L69 128V129H67ZM55 128H53V129L55 130ZM114 128H116L118 131L115 130ZM259 128L261 129V132H264V123H261L259 125ZM33 129H29L28 131L31 132V130L33 131ZM53 129H51V130L54 131ZM27 132L26 133H22L23 137H24L25 134H27ZM30 132H28V134ZM47 132L50 133L51 135L49 136ZM53 133H55V132H53ZM132 133L133 134L134 133L137 134V135L135 134V136L133 138L138 140V141L136 142V140H135V142H136L135 144L134 143H130L131 146H130V144H126L125 145V142H126L125 138L128 140L127 137L130 134H131L130 136H133ZM28 134H27V137L28 138L31 137V136H28ZM29 135H31V133ZM33 135L34 134H32V138L34 137V141L37 140L35 138V136H33ZM18 136H16L17 141L20 140V139H18ZM123 136H124V138H122ZM32 138H30V139L32 140ZM21 139H22V135H21ZM30 139H28V140H30ZM121 139L124 141V142L122 141L124 143V145L122 143H120L121 141L119 142V144H122L123 146L129 145V146L126 147L127 151L131 147L130 148V150H131L130 154L131 155L129 154V152H130L129 151L128 152V157L123 154L124 151L126 152V148L124 147L125 150L123 151V149H122L123 146H120L117 143ZM24 140H25V138H24ZM53 140H51V141H53ZM131 140H132V137H131ZM17 141L15 140L14 143H16ZM30 141L25 142V144L30 142ZM34 141H32V142H34ZM129 141L130 140H128L127 142H129ZM21 142L22 141H20V143ZM22 143L24 144V141ZM22 143H21V145H17V147L21 148L22 147ZM57 143H59V142H57ZM41 144L42 145L45 144V147H46L45 150H44L45 147L42 148ZM54 145L57 146V144H55V143H54ZM28 146L29 145H27V147ZM60 147H61V145L59 146V148ZM2 149L3 148H1V150H0V151H2V152H0V153H2L1 155L4 156V157L3 156L2 157L3 158H8L7 156H5V155H7V153L3 154L6 151V149L5 150H2ZM18 150H22L23 151V149H17L16 152ZM52 150H54V151H52ZM90 150H92V149H90ZM37 151H38L39 155H37ZM43 151H42V153H43ZM46 152H48V151H46ZM19 154H16V156H19ZM125 154L127 155V152ZM21 155L19 156V158L21 157ZM124 156L126 158H129V157L130 158L126 159ZM231 158H232V161L236 165H238V166H242L243 165L242 160H240L236 156L231 157ZM94 167H95V165H94ZM201 167H199L198 169H201ZM1 168H0V170H1ZM207 168H206V170H207ZM2 170H4V169H2ZM36 170H38V171H36ZM40 171L43 172L42 169ZM73 174H74V176H75V174H77V176H75V177H77L76 179H75V177H73ZM34 175H33V177H34ZM37 175H39V174L36 173V176L34 177V179L36 177H38ZM41 175H43V174L40 173V177L42 179L44 176H41ZM212 176L213 175L210 174L209 177L205 178L206 182L210 184V190L213 191V192L211 191V193H213L212 196H211L212 199L215 196L216 197L215 199L219 200L224 205L227 204L228 205L227 208L230 207L229 205H231V207L233 205L235 207V209H237V211L240 214L238 212H236L235 210H232V209L231 210L233 212H231V210L229 208L230 214L228 213L229 210H227L226 214H229V215H226V214L224 215L223 212L226 211L225 208H224V210H222L223 212L221 211V207H220V210H219V208H218L219 206L217 208H215L216 210L214 208L213 209L212 208L208 209V208H205V207H208V206H206V204L204 205V203H202L203 205L201 204L199 206V208H200V211L202 209V211H201L202 213L201 214H202V217H203L202 220H204V221L203 222L199 221V223L196 221V222H193L192 224H189V226H188L189 228H188V231H187L189 239L186 236L187 235L186 234L185 235L186 238H187L186 240H190V237H191V240L194 237L195 238L192 241L190 240L191 241V246H190V241H189V243L187 242V244H189V245L185 244V242H183L184 243V245H183V243L181 242L182 241L181 239L184 236V232L181 234V231H183L182 230L184 228L183 225L186 222L189 221L190 214H191V213H189L191 211V205L189 203H184L183 205H180V206L176 207L174 204H172V205H174V208L169 210L168 212H166L169 209V207L172 208L173 206H169L168 207L169 204L171 205V201L169 202V200H170L169 198L162 199L163 201H161V202L159 201L160 203L156 204L157 207L155 208V210L157 212H160V213H157V215L162 213V216H163V218L166 221L170 220L171 222L176 223L180 228H181V226L183 228H181L180 231L176 229V230H174L171 233L170 236H171L172 241L170 240V242L168 243L169 248L166 247L167 248L166 250H160L159 249L158 251H155V250H157V248H155L153 246L151 248V250L154 248L155 250L153 249L152 251H155V252L152 254V251L150 250L151 252H149L148 254H150V253L151 254L150 255H145L142 258L143 262H145L146 264H196L197 263L196 261H200V259H203V258H201L200 254L203 253L202 251H204L205 253H203V254H205V255L203 256V254H202V257H204L203 264H264V209H263L264 207L261 204L262 209H261L260 206H259V208H258V206H257V208H254L256 206L253 207V197H252V195L247 193V192H250V191H248V189L250 190V189L256 187V183H255L256 181H254L256 178L254 180H253L254 177L252 179H247V178L246 179H242V177H241V175L239 173H232V172L228 176L229 179L227 177L228 180L224 179L222 176H221V179L220 178L216 179V176H213V177ZM40 177H38V179L36 178V180L38 181ZM99 178L100 177H98V180H99ZM107 178H108V176H107ZM222 178H223V180H222ZM34 179H33V181H35ZM85 179H87V182H85L86 181ZM263 180H264V176H263ZM263 180H262V182H263ZM137 182H135L134 184L132 183L131 187L133 185L135 187L132 188L131 190H129L128 193H127V200L129 199V202H131V201H132V203L134 202L133 203L134 207L136 206V204L138 205V203L141 204L140 201L142 202L143 198H144L143 199V204L146 202L147 198L148 199L150 198V197H147L149 194L145 193L146 191H145V189L142 186V182H141V184L140 183L137 184ZM160 182H161V184H160ZM227 182L229 184L231 183L230 186L233 185L234 186L233 188H236V189L239 188V190L242 189L243 192L242 191H240V192H242L243 194H241V193L239 194V190H238V194H236V195H234L232 197H228V196H226V194H222L226 189L229 188V187L226 188V186H225L227 184ZM38 183H40V182H38ZM41 183H43V180L41 181ZM76 183H77L78 187L76 186L75 188H73L72 185L73 184L76 185ZM92 184L93 183H91L90 185L92 186ZM96 184H98V183H96ZM199 184L201 185L202 182H200ZM262 185L264 186V184H262ZM93 186H96V185L94 184ZM127 186L129 187V185H127ZM164 186H162L160 189L163 190ZM257 187L260 188L261 186L259 184H257ZM36 188H37V186H36ZM130 188H128V189H130ZM123 189H126V188H123ZM37 190H38V188H37ZM37 190H36V192H37ZM40 190L42 191V189H40ZM18 192H20V193L18 194ZM31 192L33 193V191H31ZM34 192H35V190H34ZM44 192L46 194L44 196L41 195L43 198L40 197L39 194L40 193H44ZM44 192L42 191V192L37 194V196H39L42 199L37 198L38 200L40 199L39 200L40 202L37 199H35L39 203L38 211L36 212L38 214H36L35 211L33 213H34V216L36 214L37 215L36 217L37 218L39 217L38 218L39 219L38 222L40 223V225L43 226V228L44 227H46V228L48 227V229H49L50 228L49 226L50 225L52 226L53 225L52 222L55 220V218L52 217V216H54V214H53L54 212H52V215L50 214V212L52 211V209H54L53 207H55V209L56 208L59 209L60 201L57 200L56 198H54L52 194L47 193L45 190H44ZM89 192H87V193H89ZM244 192H246V193H244ZM64 193H65V191H64ZM25 194H26V192L23 193V195H25ZM85 194L86 193H84V195ZM146 194H147V196H146ZM35 195H36V193L34 194V196ZM87 195L89 196V194H87ZM16 197L17 196L15 195V198ZM90 198H89V201H90ZM97 199H98V201H97ZM133 200H135V201H133ZM136 200L138 202H136ZM171 200L174 201L173 198ZM4 202H6L8 205L6 206V203H4ZM166 202H168L169 204L167 203L168 204L167 205ZM3 203H4V205H3ZM164 204H166L167 206L164 205ZM223 204H221L220 206H222ZM141 205H138V206L142 207ZM224 205H223V207H224ZM257 205H259V204H257ZM263 205H264V201H263ZM51 206H52V209L48 208V207H51ZM122 206L123 205L121 204V205H119V206L117 205L115 207V209L118 210L117 211L118 214L121 213L120 211H122ZM162 206H163V208H162ZM60 207H61V205H60ZM93 207H90V208H93ZM234 207H233V209H234ZM85 208L83 206L79 205V206L76 207V210H74V209L73 210L75 212L78 211V212L84 214L83 212L86 211ZM164 208H165V212H166V213L164 212L165 214L162 212V209L164 211ZM50 209H51V211H50ZM136 209H138L137 206H136ZM116 210H115V213H116ZM124 210L122 212H124ZM10 211H12V210H10ZM74 211H73V213H75ZM56 212H58V210ZM108 213L110 215H108ZM231 213H236V214H234V217H236L237 214H238V217L240 215V217H243L245 219L244 225H243L244 227H246L245 230H243L241 232H239L238 230H236L237 232H235V230H233L234 227H232V225L229 224L230 220L229 221L227 220V219H229V218L231 219L233 217ZM15 214H16L15 212H12V215H15ZM31 215H33V214L31 213ZM226 216H228L229 218L227 217V219H224V218H226ZM36 217H34V220L37 219ZM37 220H35V221H37ZM152 222H153V215L152 214H146L144 216L143 215L142 216L141 215H136V216H134L133 219H131V218L129 219V216H127L125 218H121L118 221V226L117 227H119L121 229V232L123 231V235L129 236V238L127 240L121 242L120 246H122L123 248H128V251H134L135 249L140 248V245L142 243V239H141L140 235L142 234L143 227L145 228L146 226L152 225ZM201 224H203V225H201ZM34 226H36V222L34 223ZM167 226L168 225H165L164 231H165V229H167L166 228ZM249 228H252L253 230H255V228H258V229L261 230V233L259 234V236H257L258 233L250 234V233H253L254 231L248 233L246 230L249 229ZM30 230H31V226H30ZM44 230H46V229H44ZM260 230H259V232H260ZM162 232H163V230L161 229L160 233H162ZM255 232H257V230ZM156 234L154 236H155L156 239H158L159 235H161V234L158 233V236ZM191 235H193L194 237L191 236ZM27 238L28 237H26L25 239H27ZM7 239H8V241L7 240L5 241L3 239V243H1L2 241L0 242V250H1L0 251V264H10L11 263L10 261H12L11 255H9V253L13 249V243L9 240V238H7ZM28 239H27L28 243H27V240H25V243H27V245L25 246V244H24L25 251L29 249V251H26V252H37V253L39 252L41 254L43 253L44 255H45L46 252H48L49 249H47V247H46L47 244H44L43 243L44 241L41 242V240H44V239H41V240H40V238L33 239V237L28 238ZM171 242H172V244H170ZM180 243H182L181 245L183 246V248L179 247ZM194 244L202 245V246H200L202 248L204 246V250L202 248L197 250L196 248H199V245H198V247H196V246L194 247ZM185 245H187V247ZM88 247H87V249L85 248L86 249L85 252L88 251V249H89ZM26 248H28V249H26ZM194 249L197 251L196 252L197 254L195 253ZM199 250H201V252ZM194 253H195V255H194ZM41 254H39V255L41 256ZM39 255H37V258H36L35 255L32 256V254H31V257H35L36 258V261H35V259L33 260L30 257L31 261L33 260L32 264L34 262H36V264H43L42 262L41 263H39V262H40V259H43L44 255H42V257H39ZM193 257H195V258L193 259ZM196 257H198V259L196 261H194L196 259ZM177 258H178L179 261L177 260ZM94 260H96V259H94ZM94 260L91 258L89 260V264H99L98 261H94ZM43 262H44V260H43ZM200 262H198L197 264H199V263L202 264V260ZM49 264H50V262H49ZM51 264H53V263H51ZM113 264H130V262H127L126 259H124V258L117 257L113 261Z\"/></svg>","mask_w":264,"mask_h":264}]
</instances>
